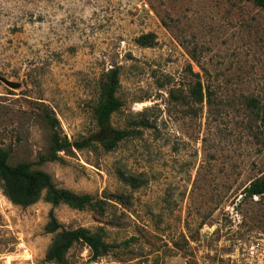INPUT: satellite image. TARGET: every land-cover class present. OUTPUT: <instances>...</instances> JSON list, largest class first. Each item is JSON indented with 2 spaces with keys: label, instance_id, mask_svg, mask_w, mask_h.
Masks as SVG:
<instances>
[{
  "label": "rangeland",
  "instance_id": "rangeland-1",
  "mask_svg": "<svg viewBox=\"0 0 264 264\" xmlns=\"http://www.w3.org/2000/svg\"><path fill=\"white\" fill-rule=\"evenodd\" d=\"M112 68L122 106L110 126L133 135L106 151L94 109ZM190 71L209 104L190 97ZM263 110L264 8L252 0H0V149L99 203L21 207L0 180V264H54L50 210L66 230L134 239L95 261L77 243L63 264H264V196L243 195L264 176ZM45 114L61 139L92 144L38 163Z\"/></svg>",
  "mask_w": 264,
  "mask_h": 264
},
{
  "label": "trees",
  "instance_id": "trees-1",
  "mask_svg": "<svg viewBox=\"0 0 264 264\" xmlns=\"http://www.w3.org/2000/svg\"><path fill=\"white\" fill-rule=\"evenodd\" d=\"M252 1L259 7L264 8V0ZM154 43L155 37L153 34L142 35L138 39V44L141 46L151 47ZM191 58L194 62H197L194 54L191 55ZM190 74L194 78L193 84L189 89V95L193 102L200 105L205 101L209 104L211 100L210 91L203 86L198 73L190 71ZM118 88L119 70L112 68L107 72L106 81L101 88L102 100L94 109L97 126L100 132L106 133L105 137L99 139L100 145L106 151L112 150L118 142L133 135L132 131L114 130L110 126L111 115L122 106L121 101L116 96ZM178 98V95H176V100ZM182 98L184 103H188L184 97ZM44 118L52 130L50 154L47 157L40 156L38 163L62 161L58 153L65 152L71 148L82 150L92 144L93 139H84L73 143L66 139H61L56 132L57 119L46 114ZM260 118L264 124V110ZM9 157L10 153L8 150L0 149V180L3 183L5 195L12 204L27 207L39 201L43 195L44 200L51 204L52 207L65 204L70 208L83 210L99 206V203L94 202L88 195H79L67 189L58 188L53 183L49 174L40 170H32L29 163L22 162L10 165L8 163ZM126 182L135 184L134 179H127ZM243 195L250 198L264 196V176L250 182L244 189ZM117 199L122 201V197H117ZM44 231L49 234H55L45 254V261L54 264H63L65 254L77 243L85 245L89 249L91 259L95 261L106 254L111 248L119 246L127 247L134 240L132 238L120 244H108L99 233H91L86 228L79 227L73 230H66L58 223L52 210L48 213V221L44 227Z\"/></svg>",
  "mask_w": 264,
  "mask_h": 264
}]
</instances>
